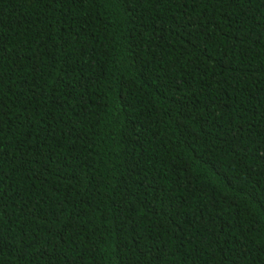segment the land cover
<instances>
[{"label": "trees", "instance_id": "obj_1", "mask_svg": "<svg viewBox=\"0 0 264 264\" xmlns=\"http://www.w3.org/2000/svg\"><path fill=\"white\" fill-rule=\"evenodd\" d=\"M0 264H264V0H0Z\"/></svg>", "mask_w": 264, "mask_h": 264}, {"label": "snow or ice", "instance_id": "obj_2", "mask_svg": "<svg viewBox=\"0 0 264 264\" xmlns=\"http://www.w3.org/2000/svg\"><path fill=\"white\" fill-rule=\"evenodd\" d=\"M45 2H46V4H57V3L63 4V3H65V0H45ZM69 2L75 3L76 0H69ZM185 2H188V0H185ZM200 2H204V0H200ZM207 2L212 4L213 7H217L218 8V7H221V6H229V5L237 2V0H207ZM239 134H240V132L237 131L234 134L233 139H235V136H238ZM37 155L40 156V155H42V153L37 151Z\"/></svg>", "mask_w": 264, "mask_h": 264}]
</instances>
